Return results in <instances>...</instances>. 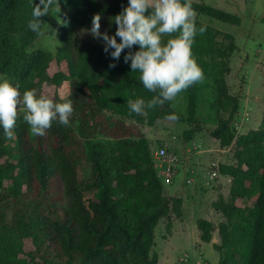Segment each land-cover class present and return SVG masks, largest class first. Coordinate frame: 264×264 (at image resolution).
<instances>
[{
  "label": "trees",
  "instance_id": "1",
  "mask_svg": "<svg viewBox=\"0 0 264 264\" xmlns=\"http://www.w3.org/2000/svg\"><path fill=\"white\" fill-rule=\"evenodd\" d=\"M33 3L39 0H0V73L18 83L21 94L35 89L44 95V79L66 81L67 90L56 101L70 98L74 111L70 126L53 123L43 136L31 134L22 112L11 139L0 128V264H159L150 250L153 227L161 217L167 228L171 214L180 216L181 197L163 186L141 126L173 115L192 121L198 91L207 85L214 89L209 134L230 152L217 169L230 179L226 193L209 202L218 218H194L197 237L209 241L216 229L217 239L210 241L217 251L214 264H264V95L257 125L237 131L232 123L237 95L225 79L233 35L196 18L197 28L206 29L192 45L203 80L184 90V112L166 101L144 115H130L128 99L147 101L155 94L144 88L138 71L131 72L123 53L113 61L102 41L81 40L71 47L74 27L94 13L106 11V30L114 34L111 17L128 0H78L67 7L55 28L54 55L32 47ZM192 7L238 22L235 13L210 4L192 0ZM52 58L62 60L65 71L47 74ZM110 62L116 66L110 68ZM191 132L184 128L183 138ZM23 237L32 244L28 255L38 256L33 263L20 261Z\"/></svg>",
  "mask_w": 264,
  "mask_h": 264
},
{
  "label": "rangeland",
  "instance_id": "2",
  "mask_svg": "<svg viewBox=\"0 0 264 264\" xmlns=\"http://www.w3.org/2000/svg\"><path fill=\"white\" fill-rule=\"evenodd\" d=\"M195 1L216 6L238 16V22L234 23L196 12L198 20L233 35L235 48L229 55V69L225 73L229 91L235 93L238 100V107L232 123L236 125L237 131L254 127L260 117L264 95V0ZM77 3L78 0H59L60 11L53 5L44 20V35H36L32 41V47H38L54 55L59 49V41L55 33L56 25L65 9ZM100 16V31L105 32L107 31L106 11L102 12ZM48 25H50V30H48ZM90 28L91 21L74 27L72 48L81 40L102 41V39L94 38L91 34H81V29ZM55 69L65 71L64 62L52 58L47 67V74ZM40 90L45 96L56 100L66 92L67 83L61 80L54 84L44 79L40 83ZM213 94L214 89L210 85L199 89L192 121L161 117L155 119L150 125L141 126V130L148 139L150 151L154 149L157 141L161 140L165 142L167 149L175 152L180 158L171 181L162 182V184L167 193L180 194L184 203L187 202L192 206V210L189 212V206L186 204L183 207L182 215L180 212L178 218L171 214L167 228L164 217L159 218L154 225L150 250L158 254L157 262L159 264H214L217 260V251L211 246L210 240H200L193 223L196 216L215 221L219 213L209 207L207 203L215 197L217 192L220 194L225 192L223 187H216L214 182L216 177L209 179L206 183L200 176V171L204 170L209 160L207 155L213 156L217 162L228 160L230 156V152L226 148L223 150L215 148L207 154L206 147L213 145L209 128L214 124V109L208 106V101ZM184 103L183 91L177 95L174 101H170L169 105L173 109L184 112ZM187 127H192V132L189 138L184 139L183 129ZM193 144H197L196 148L192 146ZM185 177H189L190 181H185ZM187 191H191L190 194ZM211 232L216 238V229L213 228ZM31 249L32 244L29 237H23L20 240L19 258L21 262L33 263L38 259L37 255L32 258L28 255L27 251Z\"/></svg>",
  "mask_w": 264,
  "mask_h": 264
},
{
  "label": "clouds",
  "instance_id": "3",
  "mask_svg": "<svg viewBox=\"0 0 264 264\" xmlns=\"http://www.w3.org/2000/svg\"><path fill=\"white\" fill-rule=\"evenodd\" d=\"M53 5L60 11L59 0L33 3L28 28L36 35H44L42 17L49 14ZM196 17L192 0L183 3L181 0H128L127 5H122L121 10L111 17L116 25L114 34L100 31L99 13L93 14L90 29H81V34L88 33L102 39L103 50L113 61H119L123 53L124 62H130L131 72L138 71L144 88L155 94L147 101L128 99L130 115H144L147 109L174 101L179 93L202 82L203 72L193 58L192 45L195 36L203 34L206 29L204 26L197 28ZM166 34L170 38L162 42ZM134 46H138L135 51ZM115 66L110 62V68ZM73 111L70 98L56 101L39 95L35 89L21 94L19 84L13 83L7 74L0 73V128L7 138L14 136L20 112L31 134L43 136L53 123L70 126ZM176 118L175 115L169 117Z\"/></svg>",
  "mask_w": 264,
  "mask_h": 264
},
{
  "label": "built area",
  "instance_id": "4",
  "mask_svg": "<svg viewBox=\"0 0 264 264\" xmlns=\"http://www.w3.org/2000/svg\"><path fill=\"white\" fill-rule=\"evenodd\" d=\"M236 127V125H235ZM196 148L197 144L192 145ZM153 165L156 168V173L162 182H170L172 176L177 170L180 158L165 146V142L159 140L155 144V147L150 151ZM217 159L209 158L207 161L206 167L203 171L200 172V176L204 182H207L211 178L219 176L221 173L217 169ZM185 181H190L189 177L184 178Z\"/></svg>",
  "mask_w": 264,
  "mask_h": 264
},
{
  "label": "crops",
  "instance_id": "5",
  "mask_svg": "<svg viewBox=\"0 0 264 264\" xmlns=\"http://www.w3.org/2000/svg\"><path fill=\"white\" fill-rule=\"evenodd\" d=\"M211 138H212V141H213V145H211V146H208V147H206V149H208V152H207V154H209V152H212V149H215V148H217L218 150H223V149H225L224 147H219L218 145H217V141H216V139L215 138H213L212 136H211ZM205 154V153H204ZM209 158H212L213 159V156H211L210 154H209V156L207 155V159H209ZM205 159V158H204ZM201 171H203V169L201 170ZM200 171V172H201ZM229 175H227V174H220L219 176H217L216 178H215V180H214V182H215V185H216V187H223V189H225V192H223L222 193V195H224L225 193H226V191H227V187H228V182H229ZM206 183H208V181L206 182ZM213 183V182H212ZM225 185H226V187H225ZM182 189V188H181ZM222 191V190H221ZM191 192V191H190ZM190 192L189 191H187V193H189L190 194ZM174 194H177V193H174ZM218 194H220L219 192H217L216 193V195H215V197L218 195ZM177 195H179L180 197H181V215H182V210H183V207H185L186 206V204L189 206V212L192 210V206H191V204H189V203H184V200H183V197L180 195V194H177ZM185 196H186V193H185ZM214 197V198H215ZM212 199H210L209 200V202L211 201ZM209 202L207 203L208 204V206L209 207H211L210 205H209ZM182 217V216H181ZM197 217V216H196ZM200 217H202V216H200ZM206 218V217H205ZM209 219V218H208ZM193 223H194V219H193ZM195 226V225H194ZM196 228V227H195ZM196 233H197V229H196ZM215 234H216V232H215ZM217 239V234H216V238L214 237V234L211 232V239H210V241L211 240H216ZM157 259H158V254H157Z\"/></svg>",
  "mask_w": 264,
  "mask_h": 264
}]
</instances>
